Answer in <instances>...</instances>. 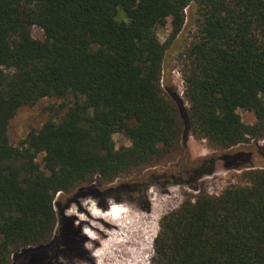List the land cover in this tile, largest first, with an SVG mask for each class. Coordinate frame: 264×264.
Segmentation results:
<instances>
[{
	"label": "trees",
	"instance_id": "obj_1",
	"mask_svg": "<svg viewBox=\"0 0 264 264\" xmlns=\"http://www.w3.org/2000/svg\"><path fill=\"white\" fill-rule=\"evenodd\" d=\"M191 6L196 31L180 56L184 108L162 79L169 40ZM50 96L70 98L65 114L13 145L19 108ZM242 110L256 121L245 122ZM115 133L131 145L117 148ZM184 133L224 154L185 156L180 169L141 174L171 159ZM261 139L264 0H0V264H60L84 252L58 195L74 191L106 205L146 193L154 178L198 189L220 159L242 170L240 181L164 214L153 262L264 264V166L242 147Z\"/></svg>",
	"mask_w": 264,
	"mask_h": 264
},
{
	"label": "rangeland",
	"instance_id": "obj_2",
	"mask_svg": "<svg viewBox=\"0 0 264 264\" xmlns=\"http://www.w3.org/2000/svg\"><path fill=\"white\" fill-rule=\"evenodd\" d=\"M188 8L182 31L173 40H169L162 79L165 94L169 97L172 93L176 94L184 108H189V103L184 96L183 64L180 56L185 46L192 41L196 31V7ZM122 17L125 18V14L120 11V18ZM170 32L168 24L160 28L161 40L168 41ZM33 36L37 39H45L43 29L38 26H34ZM69 104L70 98L50 96L41 98L32 106L19 108L10 122L8 136L11 143L19 146L30 130L40 129L49 120H59L67 111ZM240 112L245 122L256 121L253 112L243 110ZM113 139L117 148L131 145L124 133H115ZM242 147L256 151L253 157L254 166H264V139L251 141ZM223 154L224 151L210 148L205 139H197L189 133H184L182 146L179 144L175 148L171 159L141 174L153 176L164 171L169 173L171 170L180 169L181 166L186 165L183 160L185 156H188L192 162L210 155L221 158ZM41 160L42 157L39 158V161ZM241 173L242 170L228 168L225 161L220 159L213 173L197 180L198 189L186 183H163L162 180L154 178L146 193L139 192L132 195L123 193L120 194V201L110 199L106 205L101 198L88 194L75 195L74 191L64 193L61 197L58 195L57 198L61 199V204L65 207L64 214L74 218V226L82 237L81 246L84 249L82 254L74 257L62 256L60 264H154V240L159 232L163 215L178 208L184 200L195 199L200 191L211 194L221 193L229 185L239 182ZM94 183L103 187L98 180ZM72 198L74 199L69 200ZM56 209L59 213V208ZM107 222L112 225L106 227Z\"/></svg>",
	"mask_w": 264,
	"mask_h": 264
},
{
	"label": "bare ground",
	"instance_id": "obj_3",
	"mask_svg": "<svg viewBox=\"0 0 264 264\" xmlns=\"http://www.w3.org/2000/svg\"><path fill=\"white\" fill-rule=\"evenodd\" d=\"M106 224V227H110L112 224L111 223H109V222H107V223H105ZM105 233H106V231H105ZM100 262V261H99ZM99 264V263H98Z\"/></svg>",
	"mask_w": 264,
	"mask_h": 264
}]
</instances>
